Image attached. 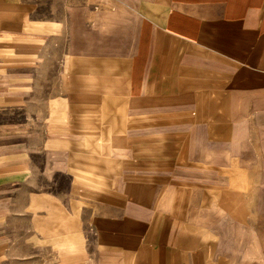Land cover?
Listing matches in <instances>:
<instances>
[{
	"label": "crops",
	"instance_id": "crops-1",
	"mask_svg": "<svg viewBox=\"0 0 264 264\" xmlns=\"http://www.w3.org/2000/svg\"><path fill=\"white\" fill-rule=\"evenodd\" d=\"M36 6L0 0V38L62 35L64 20ZM74 36L51 123L0 120V258L14 216L43 213L37 230L76 237L90 210L95 264L262 260L264 0H76ZM11 64L0 63L9 114L32 85ZM228 222L253 231L241 244L262 258L225 249L216 230Z\"/></svg>",
	"mask_w": 264,
	"mask_h": 264
},
{
	"label": "rangeland",
	"instance_id": "rangeland-1",
	"mask_svg": "<svg viewBox=\"0 0 264 264\" xmlns=\"http://www.w3.org/2000/svg\"><path fill=\"white\" fill-rule=\"evenodd\" d=\"M33 1L37 4L33 16L49 20L62 19L65 31L62 35H49L44 38L28 39L21 35L14 39L0 38L1 66H8L10 62L13 65L15 63V68L11 70H16L18 80L24 78V74H26L27 78H31L32 84L31 88H27L31 91L30 95L27 94V106H17L16 109L10 111V114L8 110L0 111V120L2 122L16 120L19 127L25 122L26 115H32L29 119L32 120L33 127L40 131L47 121L50 120L49 123H51V120L56 116V111H60L58 110L61 100L59 99V81L64 73L68 53L71 49L75 48L76 50V36L72 37V34L76 33V0ZM21 82L23 85L24 82ZM17 84L19 91L21 84L19 82ZM61 111H63L62 108ZM59 187L60 190L66 192L69 187V179L67 177L61 179ZM65 205L68 207L67 198ZM42 215L43 213H35L32 217L31 215H16L10 220L11 229L4 230L3 233L12 234V237L10 240L7 236L9 245L8 243L2 245L0 264H95L89 258L90 255L104 253L95 248L93 232L90 228L92 216L90 210L76 214V237L73 234H63L62 232H67L66 229L60 231V238L56 231L46 234L47 232L42 229L37 230L36 225L44 221L41 219ZM225 217L218 214L212 215L215 225L228 221ZM66 220L62 221L70 223L73 218L68 215ZM222 227L225 229L216 230V232H220L223 239L230 237V241L234 245V247L229 246L225 249L234 251L235 254L249 253L258 259L263 257L260 253L261 248L257 245L241 244L246 243L249 238L252 241L253 231H238L237 227L230 222L222 224ZM254 232L257 244H262L264 251L263 220ZM232 233H234L233 238ZM219 248L222 249V246H219L218 250ZM256 263L264 264V257L262 260H257ZM236 264L239 263L236 262Z\"/></svg>",
	"mask_w": 264,
	"mask_h": 264
}]
</instances>
